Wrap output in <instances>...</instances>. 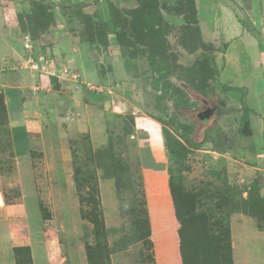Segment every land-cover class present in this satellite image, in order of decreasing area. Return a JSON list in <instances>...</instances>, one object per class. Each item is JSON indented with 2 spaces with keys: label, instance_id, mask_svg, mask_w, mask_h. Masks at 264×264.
Instances as JSON below:
<instances>
[{
  "label": "rangeland",
  "instance_id": "rangeland-1",
  "mask_svg": "<svg viewBox=\"0 0 264 264\" xmlns=\"http://www.w3.org/2000/svg\"><path fill=\"white\" fill-rule=\"evenodd\" d=\"M214 1L0 0V35L36 53L5 73L44 101L18 162L0 107V263L264 264V122L239 132L244 92L200 27Z\"/></svg>",
  "mask_w": 264,
  "mask_h": 264
},
{
  "label": "crops",
  "instance_id": "crops-1",
  "mask_svg": "<svg viewBox=\"0 0 264 264\" xmlns=\"http://www.w3.org/2000/svg\"><path fill=\"white\" fill-rule=\"evenodd\" d=\"M226 1L229 3L217 0L205 3V8L200 7L204 13H199L200 27L205 41L213 43L217 49L214 56L222 81L233 87L248 89L245 100L251 109V120L257 119L262 125L264 0ZM34 42L29 37L22 39L20 34L12 33L8 37L0 35V95L3 97L4 125L12 139V153L17 162L28 157L36 130L43 122L41 103L44 101L38 92L31 90L36 87L31 85L38 81L37 75L31 76L30 69L26 74L23 67L19 70L22 75L18 72L5 73V66L18 69L19 64L25 63V58L28 59L30 53L36 57L32 50ZM23 56L24 58H20ZM28 67L33 66L30 64ZM3 262L0 264H10L8 261Z\"/></svg>",
  "mask_w": 264,
  "mask_h": 264
},
{
  "label": "trees",
  "instance_id": "trees-1",
  "mask_svg": "<svg viewBox=\"0 0 264 264\" xmlns=\"http://www.w3.org/2000/svg\"><path fill=\"white\" fill-rule=\"evenodd\" d=\"M231 89L240 90V91L244 92V94H243V96L241 98V107L240 108H235L236 111L241 112V123H240V126H239V132L241 133L245 125H249V127H250V122H251V119H250L251 109L247 106L246 100H245L247 91H246V89H243V88H231ZM0 99H1L0 100V105H1L0 107L4 110L3 97L1 95H0ZM218 101L220 102L219 104H215V103L211 104V103H209L208 105L210 107H212V108H215L217 113H220V112H222L223 104H222V101L220 99ZM216 115L217 114H215V116ZM212 119L213 118H210L207 122H209ZM182 127L185 128L186 130H188L189 132H192V133H195V131L197 130V127L195 125L183 124ZM207 133L208 132L204 133V136H203L202 140H200L201 139L200 137H195V138L192 137V138H190L189 141H188L189 145L191 147H193V148L198 149L199 147H201L207 141V138H208ZM170 151H171V154L175 153L174 150H170ZM169 184H170V190H171V193L173 195L174 202H175L176 205L177 204L179 205L178 198L176 196L175 189H174V180H173L172 177L170 178V183ZM17 250H18V253H19V252L23 251L24 249L23 248H17Z\"/></svg>",
  "mask_w": 264,
  "mask_h": 264
},
{
  "label": "water",
  "instance_id": "water-1",
  "mask_svg": "<svg viewBox=\"0 0 264 264\" xmlns=\"http://www.w3.org/2000/svg\"><path fill=\"white\" fill-rule=\"evenodd\" d=\"M214 111H216L215 108H208L207 110L201 112L198 117L203 121L208 120L211 118V115H213Z\"/></svg>",
  "mask_w": 264,
  "mask_h": 264
},
{
  "label": "flooded vegetation",
  "instance_id": "flooded-vegetation-1",
  "mask_svg": "<svg viewBox=\"0 0 264 264\" xmlns=\"http://www.w3.org/2000/svg\"><path fill=\"white\" fill-rule=\"evenodd\" d=\"M206 107L205 108H203V110L201 111V112H203V111H205V110H207L210 106L209 105H205Z\"/></svg>",
  "mask_w": 264,
  "mask_h": 264
},
{
  "label": "clouds",
  "instance_id": "clouds-1",
  "mask_svg": "<svg viewBox=\"0 0 264 264\" xmlns=\"http://www.w3.org/2000/svg\"><path fill=\"white\" fill-rule=\"evenodd\" d=\"M209 120V119H208ZM205 121V120H204Z\"/></svg>",
  "mask_w": 264,
  "mask_h": 264
}]
</instances>
